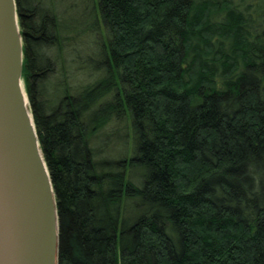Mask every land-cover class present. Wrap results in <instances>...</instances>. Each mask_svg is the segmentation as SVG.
Masks as SVG:
<instances>
[{
	"label": "trees",
	"instance_id": "1",
	"mask_svg": "<svg viewBox=\"0 0 264 264\" xmlns=\"http://www.w3.org/2000/svg\"><path fill=\"white\" fill-rule=\"evenodd\" d=\"M95 1L105 75L72 94L67 30L84 19L16 0L59 264H264V0ZM126 110L132 157H99L94 139Z\"/></svg>",
	"mask_w": 264,
	"mask_h": 264
},
{
	"label": "water",
	"instance_id": "2",
	"mask_svg": "<svg viewBox=\"0 0 264 264\" xmlns=\"http://www.w3.org/2000/svg\"><path fill=\"white\" fill-rule=\"evenodd\" d=\"M16 0H0V264H59L57 199L26 92Z\"/></svg>",
	"mask_w": 264,
	"mask_h": 264
},
{
	"label": "rangeland",
	"instance_id": "3",
	"mask_svg": "<svg viewBox=\"0 0 264 264\" xmlns=\"http://www.w3.org/2000/svg\"><path fill=\"white\" fill-rule=\"evenodd\" d=\"M95 0H57L55 9L60 18L66 22L68 19H84V25L78 32L68 29L67 34L71 38H77L67 43L64 52L67 82L70 84L71 93L75 94L76 90L87 85L95 83L105 75L102 68L99 71L101 61L102 45L108 43L109 34L106 31L99 12L95 9ZM74 6V7H73ZM77 6L79 7L78 9ZM74 8V9H73ZM84 14V17L81 14ZM73 22V21H72ZM83 27V30H82ZM91 60H97L94 67ZM60 69V68H59ZM61 78L58 72L52 78V82L59 81ZM61 79H65L62 77ZM48 93L51 91V85L47 88ZM47 100L48 97H46ZM52 99V98H51ZM110 100V98L108 99ZM94 146H98L99 157L104 159L118 160L124 157L131 158L134 152V138L132 132L131 117L126 110L119 119H113L111 123L99 133L94 139ZM132 168L128 170V178L137 186H141L143 178H141V169L134 167L136 178H131ZM139 203L135 200L124 199L122 204V216H130L135 218L139 210Z\"/></svg>",
	"mask_w": 264,
	"mask_h": 264
}]
</instances>
